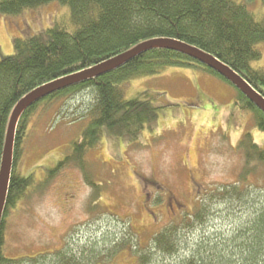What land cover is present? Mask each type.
Listing matches in <instances>:
<instances>
[{
  "label": "rangeland",
  "instance_id": "374dc122",
  "mask_svg": "<svg viewBox=\"0 0 264 264\" xmlns=\"http://www.w3.org/2000/svg\"><path fill=\"white\" fill-rule=\"evenodd\" d=\"M249 10L262 17L264 0H256ZM56 22L72 30L69 7L58 2L17 16L0 15V58L14 54L13 39L37 35ZM257 48L261 59L252 67L264 68V43ZM124 89L126 99L146 92L143 99L158 108L156 120L144 127L135 144L104 134L86 154L91 180L99 186L95 203L92 188L75 167L60 170L44 190H30L7 214L5 257L64 250L89 258L97 244H109L108 238L116 236L129 240L133 252L127 248L97 264H136V257L149 251L155 264H168L199 240L225 236L235 242L261 210L264 161L249 160L238 145L250 134L264 151V133L254 127L252 115L234 105L229 85L196 69L168 68L161 75L132 80ZM93 101L92 91L85 90L47 109L38 107L28 124L19 174L34 173L38 184L45 168L54 167L78 136ZM221 191L225 195L219 198ZM200 203L208 210L205 222L195 223L194 230L182 229L180 224L192 220ZM173 226L181 253L164 258L150 241Z\"/></svg>",
  "mask_w": 264,
  "mask_h": 264
},
{
  "label": "trees",
  "instance_id": "16d2710c",
  "mask_svg": "<svg viewBox=\"0 0 264 264\" xmlns=\"http://www.w3.org/2000/svg\"><path fill=\"white\" fill-rule=\"evenodd\" d=\"M256 0H0V15L17 16L25 10L51 2L70 10L72 30L54 23L44 32L24 39H13L14 54L0 58V162L10 114L15 105L32 90L57 79L92 68L127 52L136 45L156 39H171L188 44L214 57L239 75L264 99V68H253L261 59L257 46L264 43V14L257 17L249 10ZM168 68L196 69L218 78L235 92L234 105L252 115L254 127L264 133V114L238 89L204 64L185 55L165 50L147 51L122 67L66 90L57 92L29 107L20 117L14 136L12 168L0 224V264H97L129 248L126 238H108L110 243L95 246L91 257L64 250L32 258L9 259L4 256L3 229L8 212L30 190H44L49 181L66 167L81 171L93 190L94 203L99 186L91 180L86 154L99 146L106 134L110 139L138 142L146 125L157 118L158 108L143 99L146 92L126 99L125 85L132 80L161 75ZM91 90L92 106L82 117V129L68 143L66 152L54 167L45 168L37 184L34 173L24 177L17 168L31 116L38 107L47 109L53 102ZM77 121V120H76ZM249 160L264 161V151L245 134L238 145ZM219 198L225 195L216 193ZM224 199V198H223ZM94 204L90 206L93 210ZM238 232L237 240L225 236L196 242L187 253L168 264H264V201L261 210ZM206 206L200 207L180 224L195 229L205 222ZM190 223V226H188ZM129 233L133 230L128 224ZM177 226L167 227L151 238L153 250L162 257L181 253ZM107 240V239H106ZM136 239L133 240V243ZM131 248H130V247ZM149 251V250H148ZM185 252V251H182ZM84 254V253H83ZM153 253L136 257V264H155ZM93 259V260H90ZM148 261V262H147Z\"/></svg>",
  "mask_w": 264,
  "mask_h": 264
},
{
  "label": "water",
  "instance_id": "95a60500",
  "mask_svg": "<svg viewBox=\"0 0 264 264\" xmlns=\"http://www.w3.org/2000/svg\"><path fill=\"white\" fill-rule=\"evenodd\" d=\"M153 49H165L173 51L204 64L222 78L227 80L236 89H238L251 103L255 105L257 109H259L264 114V99L257 92H255L239 75L234 73L231 69L223 65L214 57L188 44L171 39H156L140 43L127 52L104 61L92 68L42 85L29 92L15 105L9 117L0 162V224L4 211L7 188L12 168V151L15 130L22 114L29 107L50 95L108 74L129 63L137 56Z\"/></svg>",
  "mask_w": 264,
  "mask_h": 264
},
{
  "label": "bare ground",
  "instance_id": "6f19581e",
  "mask_svg": "<svg viewBox=\"0 0 264 264\" xmlns=\"http://www.w3.org/2000/svg\"><path fill=\"white\" fill-rule=\"evenodd\" d=\"M1 221H2V219H1Z\"/></svg>",
  "mask_w": 264,
  "mask_h": 264
},
{
  "label": "flooded vegetation",
  "instance_id": "af4514ba",
  "mask_svg": "<svg viewBox=\"0 0 264 264\" xmlns=\"http://www.w3.org/2000/svg\"><path fill=\"white\" fill-rule=\"evenodd\" d=\"M173 208V207H172Z\"/></svg>",
  "mask_w": 264,
  "mask_h": 264
}]
</instances>
